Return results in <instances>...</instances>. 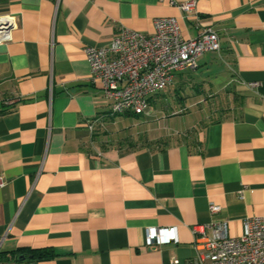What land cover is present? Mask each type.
Listing matches in <instances>:
<instances>
[{
	"label": "crops",
	"instance_id": "crops-1",
	"mask_svg": "<svg viewBox=\"0 0 264 264\" xmlns=\"http://www.w3.org/2000/svg\"><path fill=\"white\" fill-rule=\"evenodd\" d=\"M185 1L0 0V264H184L201 250L193 224L235 236L264 215V0ZM170 16L185 38L210 26L220 40L163 95L190 118L159 117L157 94L145 114L107 118L83 47ZM149 226L177 241L147 243Z\"/></svg>",
	"mask_w": 264,
	"mask_h": 264
},
{
	"label": "built area",
	"instance_id": "built-area-1",
	"mask_svg": "<svg viewBox=\"0 0 264 264\" xmlns=\"http://www.w3.org/2000/svg\"><path fill=\"white\" fill-rule=\"evenodd\" d=\"M194 4L195 0H187L180 8L188 10ZM153 25L152 34L121 27L106 45L83 47L92 82L111 100L107 118L123 112L145 114L150 108V97L165 89L175 72L194 67L196 58L206 51L220 50L219 36L213 27H204L197 36L185 38L176 17L155 18ZM11 26L10 18H0V40ZM256 85L257 82L248 83L251 88ZM95 120L98 118L89 123L90 129ZM4 184L0 176V187ZM219 210L213 203L208 206L211 214ZM243 225L240 235L228 236L224 221L193 224L194 245L201 250L184 264H264V215L247 216ZM145 240L162 244L177 241V236H168L165 227L149 226ZM171 264L180 262L174 259Z\"/></svg>",
	"mask_w": 264,
	"mask_h": 264
},
{
	"label": "rangeland",
	"instance_id": "rangeland-1",
	"mask_svg": "<svg viewBox=\"0 0 264 264\" xmlns=\"http://www.w3.org/2000/svg\"><path fill=\"white\" fill-rule=\"evenodd\" d=\"M171 89H173V87L169 84L163 91H161L160 93H158L157 95H156V97L158 96L159 97V95H164L165 94V92H168V91H170ZM171 94V93H170ZM170 94L168 95H166V96H163V98H161L162 99V102H163V105L161 106H159V104H158V108L160 107V109L161 108H163V109H161L160 111H159V113H160V115H159V117H163L166 113H167V120L170 122H173V121H178V122H180V123H182V124H184L185 122H186V120H188L189 118H190V114H189V112H192L193 111V108H191L188 104H185V105H178V104H173L172 102H173V98L170 96ZM172 101V102H171ZM171 108H177V109H182V108H184L185 110L186 109H188V111L187 112H185V113H182V114H180V115H170L169 113H170V111H171ZM162 114H164V115H162ZM138 116V115H137ZM136 119H137V117L136 116H130L128 119H127V121L129 122V124L131 123V122H134V121H136ZM149 127H151V126H149ZM142 128L143 127H141V131H142Z\"/></svg>",
	"mask_w": 264,
	"mask_h": 264
},
{
	"label": "trees",
	"instance_id": "trees-1",
	"mask_svg": "<svg viewBox=\"0 0 264 264\" xmlns=\"http://www.w3.org/2000/svg\"><path fill=\"white\" fill-rule=\"evenodd\" d=\"M19 252H30L36 258H43V257H47V256L50 255V251L45 250V249H28L26 251L22 250V249H18L15 252L11 253V255L14 254V253H19ZM2 256L6 257V255H4V254L1 255V257Z\"/></svg>",
	"mask_w": 264,
	"mask_h": 264
}]
</instances>
